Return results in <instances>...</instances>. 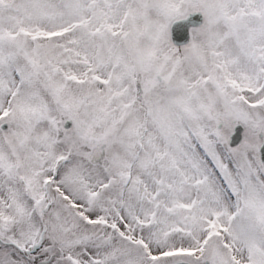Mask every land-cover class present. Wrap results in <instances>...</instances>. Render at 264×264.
Wrapping results in <instances>:
<instances>
[{
    "label": "snow or ice",
    "instance_id": "obj_1",
    "mask_svg": "<svg viewBox=\"0 0 264 264\" xmlns=\"http://www.w3.org/2000/svg\"><path fill=\"white\" fill-rule=\"evenodd\" d=\"M0 264H264V0H0Z\"/></svg>",
    "mask_w": 264,
    "mask_h": 264
}]
</instances>
